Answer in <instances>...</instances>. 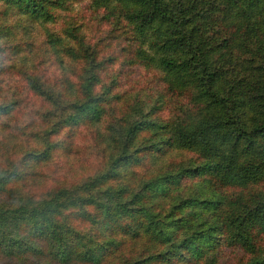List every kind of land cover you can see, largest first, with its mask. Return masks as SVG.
<instances>
[{
    "label": "trees",
    "instance_id": "trees-1",
    "mask_svg": "<svg viewBox=\"0 0 264 264\" xmlns=\"http://www.w3.org/2000/svg\"><path fill=\"white\" fill-rule=\"evenodd\" d=\"M68 1L0 0V65L22 81L0 102L1 130L24 90L36 98L35 142L2 157L0 264H264V0H92L128 27L129 62L163 87L131 100L102 84L111 58L76 26L45 29L43 46L19 47L28 65L24 53L15 63L9 18L46 26ZM170 96L182 100L165 115ZM109 111L94 172L32 193L54 154L77 155L76 133Z\"/></svg>",
    "mask_w": 264,
    "mask_h": 264
},
{
    "label": "rangeland",
    "instance_id": "rangeland-1",
    "mask_svg": "<svg viewBox=\"0 0 264 264\" xmlns=\"http://www.w3.org/2000/svg\"><path fill=\"white\" fill-rule=\"evenodd\" d=\"M91 1L69 0L67 10L60 11L56 22L47 23L46 26L41 24L33 25L32 27H28L26 31L19 30V27L12 28L14 27L13 22H16V19L15 17H10V23H5V25L8 26L9 30L14 31L9 40H13L14 46L17 47L15 49L12 45V52L16 56L15 63L19 65L23 61L22 54L24 53L23 57L27 58L26 65H28L29 55L26 54L25 48L21 53L19 52V47L23 46L27 40H31L32 44L38 41L42 45L46 37L44 33L45 29H49L57 35H62L63 29L72 25L78 28L87 42L96 47L101 58H111L105 62V68L101 76L103 85H110L114 79L115 81L111 90H114L115 93L126 92L127 97L125 100H131L134 96L140 97L146 94L152 98L156 97L158 90H163L161 84L158 82L157 86H155V83L151 81L152 74L146 73L142 67L129 62L133 45L128 38V27L122 23L120 25L118 23H109L104 18L102 10L91 8ZM63 59V65L59 69L57 68L58 70L70 68L68 62L71 60L66 57ZM0 66V83L6 81L10 84V87L3 84L4 86L0 90V102L10 101L9 97L4 96L9 88L10 90H14V88L21 90V76L14 67H8L4 63H1ZM80 67V63H76V77L73 76L72 78H77ZM57 69L53 65L50 67L49 72L52 77L48 79L49 84H51L50 82H57L60 79V73ZM55 77L57 79L53 81ZM8 94L10 95V93ZM181 100L180 98L177 101L172 96L170 98L167 97L166 103L162 107L163 114L166 115L167 111L172 109L174 105L177 108ZM176 102L178 103L176 104ZM35 105V96L24 90L21 98H18V110L16 111L15 119L7 120L3 131L0 128V167H2L3 163H6V159L2 158L3 156L10 155L12 157L13 154L20 156V144L25 143L30 145L31 143L29 142H35V138L32 136L33 132H35L36 124L30 121L32 114L36 111ZM116 106L114 107L116 111L122 108L121 104ZM116 115L119 116V113ZM110 119H113V117L109 111L104 114L98 125L81 127L79 132L76 133L79 153L72 155L68 151L64 152L62 150L58 154L55 153L53 156L54 161L47 166L46 173L42 178L40 177L41 179L37 187L31 185V192L34 194L48 193L58 185L66 184V186H71L80 183L88 175L92 174L96 164L101 159L95 147L97 139L94 130L99 129L103 131L108 122H111ZM8 149H10L9 153L6 151ZM101 162L103 161L101 160ZM99 165H102V163ZM9 195L14 197L15 193L11 192ZM7 202L11 203L9 200ZM13 202L12 200V204Z\"/></svg>",
    "mask_w": 264,
    "mask_h": 264
}]
</instances>
